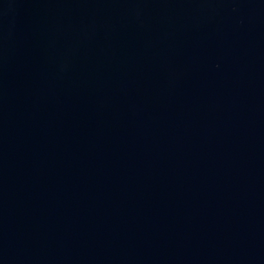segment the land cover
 I'll return each instance as SVG.
<instances>
[{
  "label": "water",
  "instance_id": "water-1",
  "mask_svg": "<svg viewBox=\"0 0 264 264\" xmlns=\"http://www.w3.org/2000/svg\"><path fill=\"white\" fill-rule=\"evenodd\" d=\"M0 264H264V0H0Z\"/></svg>",
  "mask_w": 264,
  "mask_h": 264
}]
</instances>
